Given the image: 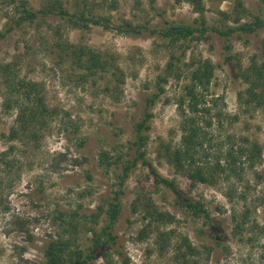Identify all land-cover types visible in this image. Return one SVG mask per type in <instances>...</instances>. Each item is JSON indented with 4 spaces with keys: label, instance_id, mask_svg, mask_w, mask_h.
Returning a JSON list of instances; mask_svg holds the SVG:
<instances>
[{
    "label": "rangeland",
    "instance_id": "obj_1",
    "mask_svg": "<svg viewBox=\"0 0 264 264\" xmlns=\"http://www.w3.org/2000/svg\"><path fill=\"white\" fill-rule=\"evenodd\" d=\"M7 1L0 0V32L19 15ZM48 1L15 0L16 4L25 2L34 10ZM61 1L69 10L76 9L75 0ZM242 1L246 13L242 12L241 22L250 21L255 15L264 17V0ZM200 3L209 27L233 25L222 15L237 14L233 1L200 0ZM195 4L189 0H154V10L150 0H115L93 2L88 6L96 16L110 17L115 25L129 21L161 26L158 13L171 21L193 23L200 17ZM59 37L72 44H85L111 58V70L91 75L85 69L76 68L68 58L61 61L62 53L52 52ZM263 40L264 29L257 35L246 34L239 38L234 35L229 40L230 53L246 67L252 56L261 58ZM224 43L209 29L201 39L188 43L184 61L192 57L212 61L215 75L210 91L222 97L224 111L230 116L225 131L256 140L262 147V160L254 168L238 172L239 176L220 175L213 184L198 182L194 185L184 170H177L168 162L166 153L180 143L181 119L176 101L187 83L185 73L179 79L168 80L164 93L152 107L145 151L153 167L174 181L186 196L201 202L225 233L223 245L200 256L199 264H264V109L258 108L251 114L241 112L237 93L247 85L235 76L234 59L224 60L228 53ZM172 52L178 53L179 49L170 48L163 39L149 32L130 37L101 26L73 28L54 16L37 23L14 25L13 30L0 39V66L15 63L19 78L36 82L42 89L45 105L58 113L57 117L48 118L46 124L38 126L36 138L21 134L16 140H8L6 136L15 125L17 111L3 109L5 88L0 76V264H43L45 245L57 234V227L51 222L52 210L68 209L79 203L82 210L93 209L99 197L109 193L120 169L99 167L98 152L114 147L127 150L133 125L141 117L143 100L154 90L157 77ZM182 67L187 69V66ZM236 115L239 119L234 120ZM214 138L219 139L216 132ZM3 152L6 154L1 155ZM87 171L90 180L86 177ZM86 188L91 192L80 197ZM124 191L123 209L115 231L125 261L114 256L115 264H174L173 246L159 252L155 245L158 230L155 224L144 238H138L147 222L140 204H150L174 217L171 223L158 224L159 230L175 231L172 242L183 235L200 250L203 245L213 246L210 228L203 218L181 207L171 190L154 181L147 166L139 163L132 170ZM134 204L136 212H132ZM234 211L241 214L245 211L248 222L257 225L253 247L247 240L240 242L233 236L231 215ZM249 235L245 231L244 237ZM89 238L88 233L79 235L82 249L88 245ZM93 264L106 263L102 257H97Z\"/></svg>",
    "mask_w": 264,
    "mask_h": 264
},
{
    "label": "trees",
    "instance_id": "obj_2",
    "mask_svg": "<svg viewBox=\"0 0 264 264\" xmlns=\"http://www.w3.org/2000/svg\"><path fill=\"white\" fill-rule=\"evenodd\" d=\"M107 1L115 0H75L76 9L73 11L65 7L61 0H50L38 10H34L25 2L16 4L15 0L7 1L19 15L16 20H12V23L7 25L4 31L0 32V39L5 38L13 30L14 25L18 26L22 22L37 23L40 19L46 20L47 17L54 16L73 28L90 29L91 26H101L130 37H138L149 32L163 39L170 48L179 49L178 53L170 54L163 72L157 77L154 90L145 96L141 117L133 125V136L128 141L127 150L123 151L119 147H114L111 150L102 148L98 152L99 167L105 170L113 167L120 169L115 181L111 184L109 193L101 195L93 209L82 210V205L79 203L68 209L54 208L52 210L51 222L56 225L57 234L54 237L51 236L45 245L43 264H93V260L97 257H102L106 264H115L114 256L123 258L122 261H125L115 227L123 209L125 182L139 163L149 168L157 184H162L171 190L181 207L193 216L203 218L204 223L210 228L209 233L214 244L213 246L203 245L200 250L187 236L183 235H178V239L172 242L175 231L173 229L159 230L158 224L171 223L174 217L169 212L158 211L147 203L140 204L144 212L143 219L147 222L139 231L138 238H144L146 232L151 229V225L155 224L158 229L155 245L159 252L165 251L172 245L174 264H199L200 256L208 255L215 247L223 245L226 236L219 222L212 218L211 213L201 202L186 196L174 181L162 176L148 159L145 148L148 139L147 131L153 118L152 107L164 93L168 80L179 79L185 73L187 83L176 101L181 119L180 143L176 149L167 152L165 156L177 170L185 171L192 185L198 182L213 184L220 175L230 178L232 175H238V172L242 170L254 168L262 160V147L256 140L246 135H236L225 131V125L229 122L230 116L224 111L222 97L210 91L215 75V65L208 58L192 57L188 62L184 60L189 47L188 43L201 39L210 29L225 42L224 49L228 53L224 56V60L228 62L234 59L235 76L247 85L243 91L237 93L241 112L251 114L258 108L264 109V40L261 44V58L252 56L246 67H242L238 57L230 53L229 43L234 35L238 38L246 34L257 35L259 30L264 29V17L255 15L252 20L241 22L242 12L246 13L243 1L229 0L234 2V9L238 15L230 13H222V15L233 25L225 23L223 26L209 27L205 21L200 0H189L192 4L196 3V9L200 15L193 23L171 21L158 13L162 22L161 26L133 24L129 21L115 25L110 17L96 16L88 6L93 2L100 4ZM150 1L155 10L154 0ZM54 50L62 53L59 56L61 61L68 58L76 68L85 69L86 73L91 75L110 71L113 66L111 58L104 57L85 44H72L63 40L62 37L57 38L52 52ZM183 65L187 66V69L183 70ZM15 67L16 64L13 62L0 66L2 85L5 88L3 109L6 112L10 109L17 111L15 125L6 136L10 141L18 139L21 134L36 138L38 126L46 124L48 118L58 116L55 108L45 105L44 95L39 85L19 78ZM64 114L67 115V113ZM233 118L237 120L239 115ZM215 132L218 134V140L214 138ZM214 143L216 146L213 145ZM5 154L3 152L1 155ZM6 165L9 166V163ZM86 177L88 180L91 179L88 171ZM90 192V188H86L79 196ZM136 211L137 205L134 204L132 212ZM245 211L243 214L235 211L232 213V234L238 241L247 240L253 247L257 238L255 234L257 225L248 222L247 211ZM245 231L250 234L249 237H244ZM81 233L90 234L85 249H82L79 244L78 238Z\"/></svg>",
    "mask_w": 264,
    "mask_h": 264
}]
</instances>
